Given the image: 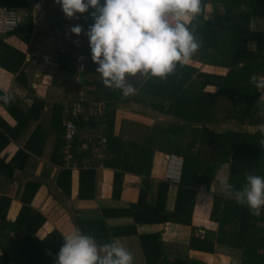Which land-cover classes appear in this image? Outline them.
<instances>
[{
  "label": "crops",
  "instance_id": "0c3cea01",
  "mask_svg": "<svg viewBox=\"0 0 264 264\" xmlns=\"http://www.w3.org/2000/svg\"><path fill=\"white\" fill-rule=\"evenodd\" d=\"M47 1L49 0H44L41 10L36 15L32 11L34 0H29L27 6L15 7L22 12L19 26H23L28 18L32 19L34 30L29 41L22 40L10 32L0 35V61H5L9 57L7 45L20 50L25 54L21 69L26 76L25 79H18L19 73H11L0 65L1 97H10L8 107L2 104L3 99H0V130L3 132L7 128L13 134L10 136L6 133L9 142L0 153V257H6L5 261L0 260V264H26L24 247L21 244L25 231L23 228H17L16 220L25 205L22 195L27 182L38 184L28 207L34 215L39 214L45 219L44 224L35 234L38 240L44 239L54 230L64 239L76 229L82 232L80 222L102 221L99 232L93 229L87 231V235L95 237L98 250L105 243L118 242L120 246L133 254V264H142V261L146 264L140 238L142 235L152 233L158 234L162 249L169 261L181 259L198 260L201 264H242L244 249L227 243L230 232L240 226L235 223H239V220L230 216L228 225L218 231L217 222L211 218L215 212L212 206L214 198L222 201H237L235 195L229 197L221 189L219 181L222 178H226L233 185V190L237 191L243 188L248 175L264 176V120L257 117L261 102L259 101L260 105L254 116L255 122H247L246 118L243 121L235 119L238 116L237 104L235 100L226 98H219L218 104L222 109L219 116L210 114V118L198 122L192 118L194 114L189 113L188 115H191L189 119L178 115V113H186L183 109L187 106L177 103L175 101L177 96L180 97L184 92H188L189 96L191 97L192 94L194 98L200 90L202 93L208 91L213 93L217 86L208 85V81L213 82V77L217 74L226 75L229 72L230 67L217 64L218 59L213 57L211 51H206V55L198 51L183 67L177 63L172 74L163 79L156 77L152 85L147 88L146 81L151 77L150 73L126 76V82L133 85L136 93L128 96V101L117 104L114 133L124 142L141 144L154 150L148 203L154 202L158 183L165 182L163 173L168 154L173 153L181 157L189 155L203 160L211 159L208 142L211 135L208 131L221 133L233 130L260 134L257 141L259 154L256 168H244L231 161L220 164L208 187L202 183L197 188L189 224L170 221L136 223L133 216L126 211L138 200L143 186L141 177L131 172H122L119 192L113 193L117 170L107 166L99 170L89 169L95 173L94 195L89 199H80L81 169L69 168V162L65 159L64 146L59 151L62 162L58 163L51 159L56 144V132L52 129L53 107L60 105L63 108V114L68 103L97 100L93 97V88L83 85V80L95 81L100 74L91 71L89 66L88 50H86L88 37L85 34L87 30L80 25L81 34L77 36L72 33L70 28L78 24L73 18L69 19L65 14L60 13L61 6L56 10L53 9L54 12H52ZM205 10L207 16L213 12L210 5H207ZM189 28L193 30L191 25ZM252 28L260 31L261 36L264 37L263 19L255 18ZM52 34L60 37L67 54H60L56 48L45 43ZM248 48L254 54L257 50V42L250 40ZM77 52H85L84 54L87 55V71L80 75V83L73 81L75 72L73 76L67 75L66 72V68L74 69V56ZM262 56V51L255 53V61L262 60ZM61 58H65V68L60 66ZM242 64L243 61H240V65ZM35 98L42 99L43 110L38 119L31 120L21 130L20 124L24 122V118L20 119L21 113H29ZM191 106L193 105L188 108L191 109ZM171 110L174 113H171ZM209 112H212V109ZM83 123L87 126L78 128L79 134L82 137H96L97 133L89 126L90 122ZM136 125L141 132L134 128ZM37 127H41L45 133L41 134L33 145L35 151H28L26 144ZM43 138H45L44 142ZM2 141L0 138V143ZM21 151L28 154L26 159L22 154L20 155ZM54 158L58 159L55 155ZM62 170L70 171L71 185L68 195L57 183ZM168 185L165 207L172 211L179 184L168 183ZM215 204L218 210L221 209V201H215ZM249 221L251 224L249 236L264 240V207L261 208L260 215H254L250 211ZM218 234L221 235L222 240L226 241H216ZM30 237L33 238V236ZM193 237L206 238L213 243V250L191 249L189 243ZM258 252L264 255V248H259ZM100 255L103 256L105 253L100 251ZM55 260L56 258L47 252L42 264H55Z\"/></svg>",
  "mask_w": 264,
  "mask_h": 264
},
{
  "label": "trees",
  "instance_id": "16d2710c",
  "mask_svg": "<svg viewBox=\"0 0 264 264\" xmlns=\"http://www.w3.org/2000/svg\"><path fill=\"white\" fill-rule=\"evenodd\" d=\"M101 2H103V0H101ZM28 4L29 0H0V5H10L14 7L27 6ZM207 5H210L213 9V12L209 16H207L205 10ZM93 10L94 9L90 8L88 12L83 14L77 13L76 18H73L74 22L88 30L89 26L94 22L89 15ZM60 13H63L61 7ZM255 18L264 20V0H202V11L200 15L191 22L194 35L201 43L199 51L203 53V55H206V51H211L213 57L218 59L217 64L228 65L230 69L226 75L217 74L213 77V82L208 81V85L213 84L217 86V89L213 93L209 91L202 93L200 90L197 91L194 98H192V94L190 97L188 92H184L180 97L177 96L175 101L187 106L186 109H183L186 113H178V115L184 119H189L191 115L189 116L188 114H194L192 118L198 122L210 118V114H213L212 116H219L222 110L218 104L219 98H226L235 100L237 104L238 116H236L235 119L243 121L244 118H246L247 122H255L254 116L259 108L260 102L256 93L257 87L250 82V76L255 74L258 77L260 74L264 73V55L262 56V60L257 62L254 57L255 53L261 51L264 43V37L261 36L260 31L252 28V22ZM33 30L34 24L32 19L28 18L23 26H19L18 23L17 28L10 33L17 35L22 40L29 41L33 34ZM250 40H255L257 42V50L254 54L250 52L248 48V42ZM6 48L9 49V57H7L5 61H0V65L11 73H19L18 79H25L26 76L23 73V69H21L25 54L8 45ZM240 61H243L242 65H240ZM60 66L65 68V58L60 59ZM66 72L67 75L73 76L75 69L66 68ZM155 78L156 77L151 76L146 81V88L152 85ZM187 81H189V79ZM83 85H88L93 88V97L95 99H105L108 102L104 134L108 139L109 149L105 165L117 170L113 193L119 192L122 172H131L140 176L142 179L143 186L140 189L138 200L126 211L133 216L136 223L170 221L189 224L191 222L197 188L202 183L208 187L220 164L231 161L242 165L244 168H256L259 154L257 141L258 135L260 136V134L243 133L233 130L221 133L208 131L211 135V139L208 141L212 155L211 159L203 160L189 155L183 157L181 181L178 185L174 209L171 211L167 210L165 207L169 187L166 182L158 183L154 202L150 204L147 202V196L149 195L150 185L152 184L150 174L154 150L144 147V145L141 144L124 142L122 139L115 136L114 133L117 113L116 106L120 102L128 101V96H123L120 89L106 87L100 77L95 81L83 80ZM1 96L2 93H0V97ZM208 97L209 99H206ZM190 101H192V104H190ZM2 104L8 107L10 101L5 103L4 100H2ZM190 105H193L191 109L188 108ZM245 105L247 106L245 107ZM43 107L44 102L42 99L35 98L29 113H21L20 119L24 118V122L20 121L22 123L20 124L21 130L31 120L39 118ZM53 109L52 129L56 132V144L51 159L61 163L59 151L62 150L64 146V129L61 126L63 108L60 105H55ZM211 109L212 112H209ZM170 112L174 113L172 110ZM230 116L233 117V115ZM76 125L79 129L87 126V124L81 121H78ZM89 126L94 128L95 123H90ZM6 133L13 136L11 130L7 128H5L3 132L0 130V138L3 140L0 143V153L9 142ZM44 133L45 131H43L41 127H37L34 130L31 139L26 144L28 151H35L33 145L37 139L40 138V135ZM44 140L45 138H43V142ZM21 154L25 159L28 157L25 151H21L20 155ZM54 155L57 156L58 159H55ZM78 156H82V154ZM94 174V171L91 170H80V199H89L93 197ZM57 183L63 189V192L68 195L71 185L70 171L62 170L57 178ZM37 187V183L27 182L25 184L24 194L22 195V200L25 205L22 207L16 220L17 228H23L25 231L24 236L21 238V244L24 247L26 264H42L47 252L51 253L56 258L60 246L64 242V239L55 230L50 232L49 235L42 240H38L35 237L36 232L45 222V219L41 215H34L28 207L36 193ZM113 196H116V194H113ZM215 199L216 198H214L212 206L215 212L211 218L215 219L217 222L218 231L221 229L223 230L224 226L228 225L230 216L233 219L239 220V223H235L240 226L230 232L231 235L230 238H227V243L244 249L242 264H264V255L258 252L259 248H264V240L251 237L248 234L251 229L249 208L246 205L237 203V201H222ZM215 201L222 202V205H220L221 209L218 210L216 208L217 205ZM217 203L219 205V202ZM100 223H102V221L80 222L83 234L87 235V231L93 229L99 232ZM30 236H33V238ZM220 237L221 235L218 234L216 236V241H226L222 240ZM140 239L146 264H201L198 260L174 259L173 261H169L162 249L157 233L142 235ZM189 245L191 249L197 251H212L214 247L213 243L206 238L201 239L198 237H193ZM5 258V256L0 257V260L5 261Z\"/></svg>",
  "mask_w": 264,
  "mask_h": 264
},
{
  "label": "clouds",
  "instance_id": "9594fccd",
  "mask_svg": "<svg viewBox=\"0 0 264 264\" xmlns=\"http://www.w3.org/2000/svg\"><path fill=\"white\" fill-rule=\"evenodd\" d=\"M69 19L94 9L93 23L85 33L91 59L98 65L103 84L120 89L127 97L136 93L126 76L137 73L166 78L177 63L183 67L201 48L189 25L202 11V0H56ZM70 31L77 36L82 27ZM255 50V49H253ZM250 82L264 89V79L250 76ZM264 98V97H262ZM5 103L10 97H0ZM225 195H235L254 215L264 207V176L248 175L241 190L234 191L226 178L220 181ZM100 251L105 255L101 256ZM133 254L116 241L98 250L95 237L79 229L64 237L55 264H133Z\"/></svg>",
  "mask_w": 264,
  "mask_h": 264
},
{
  "label": "built area",
  "instance_id": "2783aa9c",
  "mask_svg": "<svg viewBox=\"0 0 264 264\" xmlns=\"http://www.w3.org/2000/svg\"><path fill=\"white\" fill-rule=\"evenodd\" d=\"M44 0H34L32 11L36 15L42 8ZM18 11L9 5H0V35L14 31L18 26ZM191 25V24H190ZM189 25V27H190ZM54 47L60 54L66 53V48L60 37L55 34L49 36L45 42ZM261 51L264 55V43ZM75 75L73 81L80 83V75L87 71V55L77 52L74 56ZM258 78L264 79V73ZM261 108L257 117L264 120V89L257 88ZM108 102L106 100L74 101L66 104L62 114L64 129V153L71 169L99 170L106 167L105 160L109 149L108 139L104 132L106 128V114ZM77 121L95 123L96 137L79 134ZM75 152V153H74ZM82 154V156H78ZM183 168V157L168 154L166 157L163 179L169 184H180Z\"/></svg>",
  "mask_w": 264,
  "mask_h": 264
},
{
  "label": "rangeland",
  "instance_id": "374dc122",
  "mask_svg": "<svg viewBox=\"0 0 264 264\" xmlns=\"http://www.w3.org/2000/svg\"><path fill=\"white\" fill-rule=\"evenodd\" d=\"M47 2H49V8L50 9H52V12H54L53 11V9L54 10H56L57 8H59V6H60V4H58V3H56V0H49V1H47ZM18 11V10H17ZM21 11L19 10L18 11V22L20 23V21L22 20L21 19ZM84 38H86L85 36H84ZM86 39H88V38H86ZM88 42L86 43V50H88V52H87V54H88V58H89V66H91L90 68H91V71H94L95 73H98L97 71H96V69H97V67H98V65L96 64V63H94L93 61H92V59H91V51H90V47H89V40H87ZM85 53V52H84ZM67 54V53H66ZM69 55H71V52H69ZM92 78V77H91ZM101 100H105V99H101ZM134 126V125H133ZM133 128V127H132ZM135 129H138L139 131H140V128L136 125L135 127H134ZM141 132V131H140ZM138 241V240H137ZM141 257V256H140ZM141 259H142V257H141ZM142 264H144L143 263V261H142Z\"/></svg>",
  "mask_w": 264,
  "mask_h": 264
}]
</instances>
